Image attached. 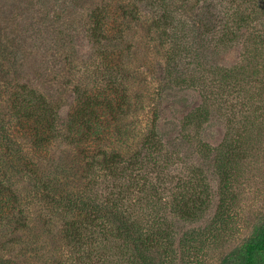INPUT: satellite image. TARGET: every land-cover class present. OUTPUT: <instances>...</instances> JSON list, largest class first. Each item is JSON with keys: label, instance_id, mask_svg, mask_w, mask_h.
Instances as JSON below:
<instances>
[{"label": "rangeland", "instance_id": "obj_1", "mask_svg": "<svg viewBox=\"0 0 264 264\" xmlns=\"http://www.w3.org/2000/svg\"><path fill=\"white\" fill-rule=\"evenodd\" d=\"M148 1L0 0V112L9 117L11 100H7L6 93L17 82L36 89L52 105L53 130L65 133L61 137L51 134L55 139L50 137L44 151L31 158L37 164L42 162L38 165L47 168L51 179L55 177L53 169L64 171L65 177L53 182L58 196L83 187V149L89 143L124 157L140 151L145 156L149 151L141 148L142 140L156 125L158 148L163 155L173 156L167 173L183 176L188 166L197 165L202 167L208 185L202 196L206 207L193 219L172 215L168 205L145 207L146 212L164 207L163 211L153 209L166 219L172 237L163 257H167L169 264H220L264 218L263 86L253 84L235 89L230 84L220 90L217 87L210 91L208 100L198 84L167 82L165 67L172 42L166 41L162 31L151 22ZM172 1L180 5L176 16L187 21L188 42L198 44L200 40H196L189 23L194 17L201 18L205 9L214 7L218 0L206 1V7L204 0H197L191 10L186 1L195 0ZM134 2L137 8L132 16L130 7ZM95 9L94 16H90ZM194 31L198 35V30ZM229 51L211 55L210 63L228 70L247 65L242 60L241 46ZM183 56L177 58V68L189 77L195 71L197 58L184 60ZM211 74L207 72L206 76H215ZM260 75L264 76V72ZM81 102L89 104L87 115H94L89 119L97 122L101 130L97 137L92 134L82 138L78 149L70 142L68 124ZM200 106L209 107V116L201 123L191 122L189 115ZM13 130L16 142L30 152L29 137L19 126H13ZM200 143H207L210 151L198 152ZM2 155L0 179L9 173L10 187L22 194L21 200L25 202H13L3 217L0 256L9 253L23 264H77L84 241L74 244L66 238L63 225L69 216L63 211L55 212L48 204L50 197L35 201L19 167L16 171L15 164ZM223 157L224 170L218 169ZM153 163L146 161L149 168ZM148 171L152 173V169ZM176 182L168 181L162 187L163 199L173 197L171 189ZM223 190L227 205L219 213ZM192 233L202 238L189 239L202 245L196 258H189L181 248L183 237ZM119 244L115 238L99 244L90 255L91 264H129L127 252Z\"/></svg>", "mask_w": 264, "mask_h": 264}, {"label": "trees", "instance_id": "obj_2", "mask_svg": "<svg viewBox=\"0 0 264 264\" xmlns=\"http://www.w3.org/2000/svg\"><path fill=\"white\" fill-rule=\"evenodd\" d=\"M206 1L208 0L203 1V7L208 6ZM148 2V9L152 14L151 22L157 25L156 29L162 31L166 41L172 42V51L167 57L165 67L167 82H174L175 85L187 82L193 86L198 84L202 92L207 93L205 98L208 100L211 90L217 87L220 90L230 84L234 88L237 86L238 89L258 84L263 86L264 91V76L260 75L262 71L264 72V0H218L214 7H207L201 18L194 17L191 20L192 23H189L197 37L196 40H200L195 45H192L195 41L188 42L190 34H188L187 21L183 17L176 16L179 15L180 5H175L172 0H149ZM196 3L197 0L186 1L187 8L191 10ZM130 8L134 16L136 3L134 2L133 7ZM97 9L93 10L90 16H94ZM194 30H198V35ZM96 35V31H93V36ZM238 46L244 49L242 60L247 62L246 66H235L228 70L217 65L214 67L210 63L211 55L231 51ZM183 54L184 60L186 58L188 60L191 56L197 58L195 71H192L189 77L179 73L177 68V58ZM241 71H243L242 75H240ZM207 72L214 73L215 76L207 77ZM251 79L255 81L252 82ZM11 89L10 93H6L7 100H11V106H9L11 113L7 118L0 112V154L15 164L16 171V166L19 167L22 177L31 186L30 192L35 194V201L41 202L50 197L48 204L53 210L63 211L69 216L63 225L66 238L74 244L84 241L82 250L77 246L79 248L77 262L91 264L92 261L89 258L92 251L99 244L102 245L115 238L121 242L118 247L127 252L129 264H169L162 252L170 246L172 237L166 228V219L153 211L154 208L163 211L164 207H154L148 212L145 211V207L147 208L150 204L168 205L172 215L182 219H193L207 204L206 199H202L208 186L202 167L192 164L185 169L183 176L174 177L167 173L168 168H171L173 156L163 155L158 148L156 125H153L142 140L141 148L149 151L147 156H142L140 151L139 154L124 157L89 143L88 148L83 149L85 167L82 171L86 175V177L82 175L80 181L83 187L79 191H67L58 196L57 185L53 182H59L65 177L64 171L53 169L55 177L51 179L46 173L47 168L44 170V165H38L42 162L37 164L31 156L41 154L50 137L55 139L56 136L51 134L61 137L65 131L54 132L52 105L36 89L19 82ZM87 105L89 104L81 102L71 113L68 124L70 142L78 149L81 147L79 145L82 138H90L92 134L97 137L98 131L101 130L97 122L89 119L94 115H87ZM104 109L107 110L108 107ZM209 113V107L200 106L189 115L188 119L191 122L201 123L209 116ZM19 122L25 124L21 125ZM13 126H19L29 137L30 152L16 142L18 139L14 136ZM17 132L21 133L20 130ZM210 149L207 143H200L198 152L206 153ZM146 161L149 164L151 161L154 163L149 168ZM220 164L218 169L222 167L224 170L226 167L224 157ZM149 169H152V173L148 171ZM222 180L223 183L226 182ZM10 181L9 173L6 176L4 174L0 179V225L4 222L3 217L7 214L8 208L13 206V202L18 204L25 202L21 200L22 194L10 187ZM168 181L171 183L177 181L175 187L171 189L173 197L163 199L162 187ZM222 188H225V184ZM226 199V193L223 190L219 213L227 205ZM219 229L218 226L217 231ZM191 238L202 239L194 233L186 234L181 241V248L188 252L189 258H196L202 245L193 244L189 240ZM29 249H31L30 246ZM0 264L23 263L7 253L0 256ZM220 264H264V218L257 221L250 236L242 244L230 250Z\"/></svg>", "mask_w": 264, "mask_h": 264}]
</instances>
